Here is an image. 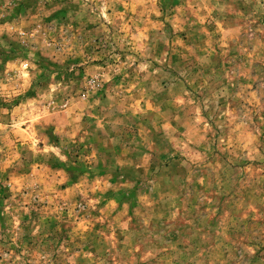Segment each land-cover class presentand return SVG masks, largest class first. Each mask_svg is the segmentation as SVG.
<instances>
[{
    "label": "rangeland",
    "instance_id": "374dc122",
    "mask_svg": "<svg viewBox=\"0 0 264 264\" xmlns=\"http://www.w3.org/2000/svg\"><path fill=\"white\" fill-rule=\"evenodd\" d=\"M0 264H264V0H0Z\"/></svg>",
    "mask_w": 264,
    "mask_h": 264
},
{
    "label": "crops",
    "instance_id": "0c3cea01",
    "mask_svg": "<svg viewBox=\"0 0 264 264\" xmlns=\"http://www.w3.org/2000/svg\"><path fill=\"white\" fill-rule=\"evenodd\" d=\"M122 152V151H121Z\"/></svg>",
    "mask_w": 264,
    "mask_h": 264
}]
</instances>
